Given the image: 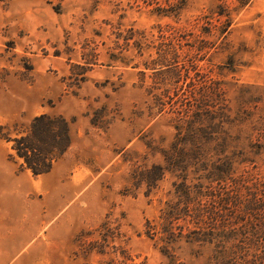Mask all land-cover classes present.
Listing matches in <instances>:
<instances>
[{
	"label": "rangeland",
	"instance_id": "rangeland-1",
	"mask_svg": "<svg viewBox=\"0 0 264 264\" xmlns=\"http://www.w3.org/2000/svg\"><path fill=\"white\" fill-rule=\"evenodd\" d=\"M42 113L72 143L33 176L0 138V264H224L193 215L264 180V0H0V132Z\"/></svg>",
	"mask_w": 264,
	"mask_h": 264
},
{
	"label": "trees",
	"instance_id": "trees-1",
	"mask_svg": "<svg viewBox=\"0 0 264 264\" xmlns=\"http://www.w3.org/2000/svg\"><path fill=\"white\" fill-rule=\"evenodd\" d=\"M198 100L196 102L200 108ZM3 128L4 126H0V130ZM176 133L173 147L178 150V156L183 157L186 153L184 142H181L179 129ZM211 133L197 127L195 132L188 134L212 135ZM0 138L10 143L11 156L20 160V167L29 169L33 176L48 173L72 142L68 120L60 114L47 113L34 116L29 125L14 136L0 132ZM181 162V168L186 169L184 161ZM229 173L230 171L224 170V181L230 178ZM248 181V177L233 180V192L224 187V192L219 190L212 193L215 198L209 203L210 206L196 207L193 215L196 222L203 221L204 217L208 219L213 230L224 229V264H264V217L255 220L247 218L250 213L264 209V180L256 179L251 185ZM185 196L188 195L185 193ZM178 210L186 215L189 212L185 206ZM164 226L169 238H175L173 223L165 219Z\"/></svg>",
	"mask_w": 264,
	"mask_h": 264
},
{
	"label": "crops",
	"instance_id": "crops-1",
	"mask_svg": "<svg viewBox=\"0 0 264 264\" xmlns=\"http://www.w3.org/2000/svg\"><path fill=\"white\" fill-rule=\"evenodd\" d=\"M72 143V142H71ZM71 146V145H70ZM70 148V147H69ZM68 148V149H69ZM67 152V151H66ZM66 152L64 154H66ZM59 160V159H58ZM58 160L53 164V167L52 169L48 172V173H45V174H42V175H47V174H51L52 172H55V168H56V163L58 162ZM41 176V175H39Z\"/></svg>",
	"mask_w": 264,
	"mask_h": 264
}]
</instances>
